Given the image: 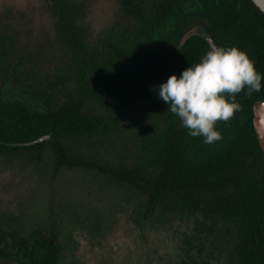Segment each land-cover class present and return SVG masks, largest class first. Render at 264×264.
Masks as SVG:
<instances>
[{
  "label": "trees",
  "instance_id": "trees-1",
  "mask_svg": "<svg viewBox=\"0 0 264 264\" xmlns=\"http://www.w3.org/2000/svg\"><path fill=\"white\" fill-rule=\"evenodd\" d=\"M46 1L56 38L69 50V65L42 71L28 57L17 55L13 40L0 26V76L18 95L9 102L0 97V152L48 149L58 166L94 168L140 192L146 216L160 207L170 217H194L196 229L226 238L224 264H264V151L251 110L254 99H264V78L259 92L236 94L241 108L231 117L233 130L202 159L193 154L188 129L150 87L171 73L179 76L209 48L193 31L195 26H202L216 46L245 52L264 74V13L251 0H124L118 23L93 44L80 23L81 3ZM144 40H154L161 48L133 90L113 104L104 93L109 64L116 54ZM151 98L162 103L167 122L151 137L155 142L144 149V161L112 166L76 152L75 144L81 141L115 133L122 122L116 108ZM96 104L104 112L94 111ZM47 132V140L12 145ZM188 257L190 264H210ZM0 258L17 264H61L54 232L36 229L25 237L13 227L0 228Z\"/></svg>",
  "mask_w": 264,
  "mask_h": 264
},
{
  "label": "rangeland",
  "instance_id": "rangeland-1",
  "mask_svg": "<svg viewBox=\"0 0 264 264\" xmlns=\"http://www.w3.org/2000/svg\"><path fill=\"white\" fill-rule=\"evenodd\" d=\"M74 1L83 5L80 23L93 44L118 23L124 2ZM0 26L13 40L17 55L28 57L35 67H68L70 53L56 38L46 0H0ZM160 48V43L144 40L114 56L103 81L113 104L133 90ZM17 96L0 76L1 99L9 102ZM163 107L151 98L116 108L122 122L115 133L81 141L75 144L76 152L112 166L144 161V149L155 142L151 137L167 122ZM92 108L104 112L102 105ZM232 119L215 123L222 138L212 144L193 137V154L202 159L215 151L233 130ZM144 208L145 197L134 188L94 168L58 166L48 149L0 152V228L13 227L25 237L34 229L53 231L61 264H190L191 255L224 264L226 238L196 229L194 217H170L160 207L146 216ZM0 264L17 263L0 258Z\"/></svg>",
  "mask_w": 264,
  "mask_h": 264
},
{
  "label": "clouds",
  "instance_id": "clouds-1",
  "mask_svg": "<svg viewBox=\"0 0 264 264\" xmlns=\"http://www.w3.org/2000/svg\"><path fill=\"white\" fill-rule=\"evenodd\" d=\"M264 74L247 54L235 46H211L197 62L188 64L158 85L150 86L167 110L175 115L192 137L212 144L220 140L218 120L228 121L241 105L236 94L259 92Z\"/></svg>",
  "mask_w": 264,
  "mask_h": 264
},
{
  "label": "water",
  "instance_id": "water-1",
  "mask_svg": "<svg viewBox=\"0 0 264 264\" xmlns=\"http://www.w3.org/2000/svg\"><path fill=\"white\" fill-rule=\"evenodd\" d=\"M260 11L264 13V0H251ZM206 41L209 47L216 46L211 37H206ZM252 110V125L257 135V140L260 148L264 151V99L256 98L253 100L251 105ZM51 137V132H47L33 140L26 142L12 143V145L28 146L34 143H38L47 140Z\"/></svg>",
  "mask_w": 264,
  "mask_h": 264
},
{
  "label": "flooded vegetation",
  "instance_id": "flooded-vegetation-1",
  "mask_svg": "<svg viewBox=\"0 0 264 264\" xmlns=\"http://www.w3.org/2000/svg\"><path fill=\"white\" fill-rule=\"evenodd\" d=\"M262 12V11H261ZM195 31L197 32V34L201 35L202 37H204L206 39L207 32L205 31V29L202 26H195ZM210 37V36H208ZM264 85V84H263Z\"/></svg>",
  "mask_w": 264,
  "mask_h": 264
}]
</instances>
